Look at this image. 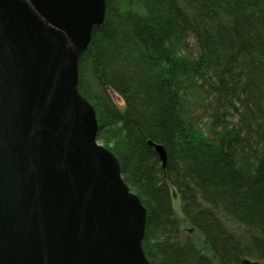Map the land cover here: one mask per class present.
Wrapping results in <instances>:
<instances>
[{
    "label": "trees",
    "instance_id": "obj_1",
    "mask_svg": "<svg viewBox=\"0 0 264 264\" xmlns=\"http://www.w3.org/2000/svg\"><path fill=\"white\" fill-rule=\"evenodd\" d=\"M105 11L78 88L147 210L150 263L262 264L264 0H106Z\"/></svg>",
    "mask_w": 264,
    "mask_h": 264
},
{
    "label": "water",
    "instance_id": "obj_2",
    "mask_svg": "<svg viewBox=\"0 0 264 264\" xmlns=\"http://www.w3.org/2000/svg\"><path fill=\"white\" fill-rule=\"evenodd\" d=\"M105 3L0 0V264H151L147 210L78 88Z\"/></svg>",
    "mask_w": 264,
    "mask_h": 264
},
{
    "label": "rangeland",
    "instance_id": "obj_3",
    "mask_svg": "<svg viewBox=\"0 0 264 264\" xmlns=\"http://www.w3.org/2000/svg\"><path fill=\"white\" fill-rule=\"evenodd\" d=\"M115 99H116L119 103L123 104L122 99H120V98L118 97V95L115 96ZM97 139H98V136H97ZM98 141H99V140H98ZM99 143H101V142H99ZM101 144H102V143H101ZM174 207H176L177 211H178L179 214L182 216V214H181L180 202H179V198H178V197H174ZM187 226H188V222L184 223V227H187ZM192 236H193V238L196 240L197 243H199L200 245L202 244V241L199 239L200 237H202V233H201L200 230L193 232V233H192ZM205 251L208 252L207 249H205ZM256 264H257V263H256ZM262 264H264V262H263Z\"/></svg>",
    "mask_w": 264,
    "mask_h": 264
}]
</instances>
